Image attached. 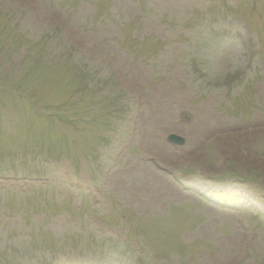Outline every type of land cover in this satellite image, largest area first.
<instances>
[{
	"label": "rangeland",
	"instance_id": "1",
	"mask_svg": "<svg viewBox=\"0 0 264 264\" xmlns=\"http://www.w3.org/2000/svg\"><path fill=\"white\" fill-rule=\"evenodd\" d=\"M0 11V264H264V0Z\"/></svg>",
	"mask_w": 264,
	"mask_h": 264
},
{
	"label": "trees",
	"instance_id": "2",
	"mask_svg": "<svg viewBox=\"0 0 264 264\" xmlns=\"http://www.w3.org/2000/svg\"><path fill=\"white\" fill-rule=\"evenodd\" d=\"M8 29V25H7V20L4 19V15L1 13L0 11V31L2 30H6ZM30 40L29 39H26V42H29ZM91 104L93 105H99L100 102H98L96 99H93V101L90 102ZM1 253V252H0ZM4 262L5 264H10V260L9 258H4Z\"/></svg>",
	"mask_w": 264,
	"mask_h": 264
},
{
	"label": "water",
	"instance_id": "3",
	"mask_svg": "<svg viewBox=\"0 0 264 264\" xmlns=\"http://www.w3.org/2000/svg\"><path fill=\"white\" fill-rule=\"evenodd\" d=\"M168 139H169L170 141H172V142L177 143V144H182V143H183V139H182L181 137H179V136H176V135H170V136L168 137Z\"/></svg>",
	"mask_w": 264,
	"mask_h": 264
}]
</instances>
